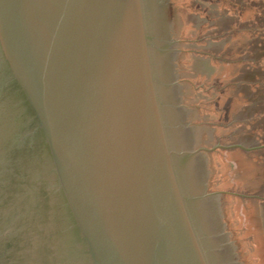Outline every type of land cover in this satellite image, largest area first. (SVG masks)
<instances>
[{"label":"water","instance_id":"water-1","mask_svg":"<svg viewBox=\"0 0 264 264\" xmlns=\"http://www.w3.org/2000/svg\"><path fill=\"white\" fill-rule=\"evenodd\" d=\"M0 264H264V0H0Z\"/></svg>","mask_w":264,"mask_h":264}]
</instances>
